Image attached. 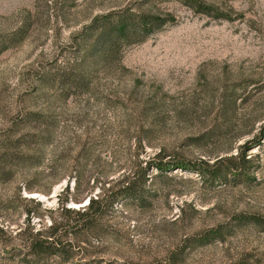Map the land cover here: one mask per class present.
Here are the masks:
<instances>
[{"label":"rangeland","instance_id":"374dc122","mask_svg":"<svg viewBox=\"0 0 264 264\" xmlns=\"http://www.w3.org/2000/svg\"><path fill=\"white\" fill-rule=\"evenodd\" d=\"M204 1L230 17L181 0H0V33L30 23L0 53V152L40 158L0 162V224L17 230L26 208L38 212L36 226L48 224L47 208L66 195L68 206H82L158 152L200 168L149 167L150 203H118L107 218L114 234L91 236L81 250L88 263L51 256L43 264H166L175 249L178 264H264V230L234 218L264 215V0ZM127 5L176 19L123 46L120 60L86 64L82 89L42 81L49 66L73 60L74 36L92 16ZM27 111L43 121L26 125ZM24 134L31 140L18 146ZM244 147L252 157L244 180L205 165ZM218 222H229L226 237L198 243ZM1 251L0 264H18Z\"/></svg>","mask_w":264,"mask_h":264},{"label":"trees","instance_id":"16d2710c","mask_svg":"<svg viewBox=\"0 0 264 264\" xmlns=\"http://www.w3.org/2000/svg\"><path fill=\"white\" fill-rule=\"evenodd\" d=\"M145 1L149 2L151 0ZM181 1L197 12L216 17H230L227 13L217 10L204 0ZM175 19V16L168 12L155 13L128 5L95 14L74 36L76 43L73 47V60L69 61L68 65L49 66L42 74L41 79L50 84L58 83L66 91L70 88L82 89L88 85L85 74V68L88 64H106L120 60L123 46L145 39L150 33L160 29L167 23L175 21ZM29 29L30 23L23 21L14 29L0 33V53L20 43L27 36ZM26 115L27 118H23L26 125L34 120L43 121V118L36 117L40 115L33 111H27ZM29 135L35 138L34 141L41 142V134L31 133ZM25 136L26 134L16 138L19 141H17L18 146L31 140L28 137L25 138ZM13 153L0 152V162L15 157L16 161L20 163L28 162L31 165L40 163L39 157L37 160L33 159L23 151ZM164 157L163 152L156 153L146 160L147 166L141 169L142 171L121 177L108 187L106 193L95 197L89 195L86 204L82 206H68L66 204L68 195H66L57 207L47 208L49 212L48 224L36 226L32 217L37 215L38 212L26 208L23 222L17 230L10 231L7 224H0V233L6 234V238L0 237L1 252L16 259L18 264L25 262L28 264H43L44 260L51 256H58L63 261L82 263L85 261L84 263H88V260L82 259L86 256L81 250L87 249V245L91 244L89 239L91 236L99 238L107 233L114 234V228L110 230L112 228H109L107 218L109 213L116 210L115 206L118 203L127 204L130 201H135L144 206L150 203L151 196L154 193L149 187L152 180L151 176L146 174L149 167H154L158 171L173 168L200 171L195 162H191L185 157L178 156L167 159ZM251 160V155L248 156L244 147L235 153L224 154L212 163L205 161V165L212 168L211 172L217 177L227 180V175L232 174L238 179L244 180L249 174ZM223 165H225V168L221 169ZM21 197L27 200L35 199L34 197ZM36 201L39 203V200ZM10 202L11 200L5 201L4 206L8 207ZM54 210H57L56 215L52 214ZM234 218L239 223L238 225L241 223H255L264 230V215L242 211L236 213ZM228 223L218 222L206 228L204 233L197 237L198 243L223 240L230 231L227 228ZM179 253V249L171 251L166 264L181 263L183 258L179 256ZM91 259L93 260V258L89 260Z\"/></svg>","mask_w":264,"mask_h":264}]
</instances>
